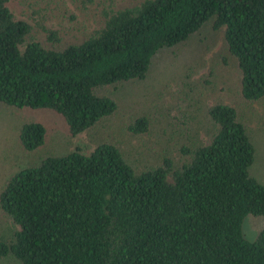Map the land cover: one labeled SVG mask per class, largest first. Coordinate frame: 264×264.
<instances>
[{"label": "trees", "instance_id": "trees-1", "mask_svg": "<svg viewBox=\"0 0 264 264\" xmlns=\"http://www.w3.org/2000/svg\"><path fill=\"white\" fill-rule=\"evenodd\" d=\"M15 1L0 0V104L52 111L73 137L118 111L104 88L147 79L159 52L186 43L212 19L225 31V61H236L243 99L264 96V0H82L101 5L102 19L73 41L47 23L45 8L38 15L22 7L27 17H19ZM203 115L208 138L187 121L178 142L153 140L157 157L104 140L13 173L0 188V211L15 226L0 238V260L264 264V226L254 240L243 231L246 217H264V184L250 171L255 144L234 105L214 102ZM153 127L145 115L128 131L143 137ZM47 136L43 123L31 121L19 142L34 152Z\"/></svg>", "mask_w": 264, "mask_h": 264}, {"label": "rangeland", "instance_id": "rangeland-1", "mask_svg": "<svg viewBox=\"0 0 264 264\" xmlns=\"http://www.w3.org/2000/svg\"><path fill=\"white\" fill-rule=\"evenodd\" d=\"M10 5L19 17H27L22 7L30 14L38 10V15L40 7L45 8L50 18L47 23L60 29L61 36L70 41L74 36L93 30L102 19L101 5L84 4L82 0H50L49 4L35 0L28 2V6L16 0ZM228 54L224 29H215L213 19L208 21L186 43L159 52L147 79L104 88L103 92L118 100V111L76 137L69 134L63 119L52 111L16 109L0 104V188L13 173L46 156L64 154L77 147L90 152L104 140L118 142L137 156L148 149L157 157L159 145L155 144V150L152 149L153 140L155 143L169 139L171 143L178 142L177 139H183V124L187 121L207 137L210 130L203 113L208 105L220 101L234 105L241 113L256 147L250 171L264 184V96L253 102L243 99L239 70L234 58L225 61ZM187 110L191 115H187ZM145 115L152 118V133L143 137L131 135L128 125ZM31 121L43 123L48 132L46 144L34 152L24 150L19 142L21 127ZM174 132L177 133L173 139ZM262 226L264 217L248 216L243 231L249 240H254ZM14 229L10 218L0 211V238L11 237ZM0 264L18 263L7 258L0 260Z\"/></svg>", "mask_w": 264, "mask_h": 264}]
</instances>
